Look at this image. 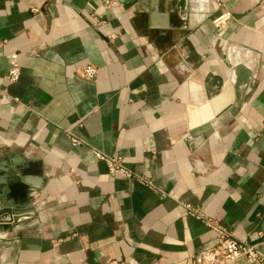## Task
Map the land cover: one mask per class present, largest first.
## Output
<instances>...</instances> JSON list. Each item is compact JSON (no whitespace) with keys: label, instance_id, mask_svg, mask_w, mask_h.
Instances as JSON below:
<instances>
[{"label":"crops","instance_id":"crops-1","mask_svg":"<svg viewBox=\"0 0 264 264\" xmlns=\"http://www.w3.org/2000/svg\"><path fill=\"white\" fill-rule=\"evenodd\" d=\"M45 1L0 0V159L40 185L0 261L197 264L215 235L186 204L264 252V0Z\"/></svg>","mask_w":264,"mask_h":264},{"label":"built area","instance_id":"built-area-1","mask_svg":"<svg viewBox=\"0 0 264 264\" xmlns=\"http://www.w3.org/2000/svg\"><path fill=\"white\" fill-rule=\"evenodd\" d=\"M105 8L115 7L119 4L118 0H102ZM21 75V67L17 54L11 55V69L7 76L9 82L18 81ZM80 77L93 80L97 75V68L94 65L83 67L79 72ZM73 145L80 143V140L71 135ZM96 157L105 161L109 166L111 175L122 173L128 177L131 176L129 169L123 163L121 157L105 155L99 151H94ZM187 212L202 220L206 226L215 235L213 244L201 251L197 264H232L240 259H246L249 264H264V252L258 245L250 244L234 238L218 221L206 217L191 205H184ZM110 264H124L121 261L114 260Z\"/></svg>","mask_w":264,"mask_h":264},{"label":"water","instance_id":"water-1","mask_svg":"<svg viewBox=\"0 0 264 264\" xmlns=\"http://www.w3.org/2000/svg\"><path fill=\"white\" fill-rule=\"evenodd\" d=\"M124 3L126 0H120ZM166 5L171 0H164ZM54 0L45 1V5L53 3ZM233 81L234 101L232 105L240 108L246 92L252 82L251 70L248 67L237 65ZM212 130V125L208 124L202 128V136L207 137ZM200 132H192L191 136L199 135ZM19 158L17 156L0 159V233L13 231L24 218L35 216L37 206L34 202L31 187L40 188L39 182H34L32 177L24 175L22 168L17 166ZM27 193V195H26ZM34 214V215H30Z\"/></svg>","mask_w":264,"mask_h":264},{"label":"clouds","instance_id":"clouds-1","mask_svg":"<svg viewBox=\"0 0 264 264\" xmlns=\"http://www.w3.org/2000/svg\"><path fill=\"white\" fill-rule=\"evenodd\" d=\"M198 8L196 9L197 12L203 13L207 10V0H197ZM0 264H3L2 261H0Z\"/></svg>","mask_w":264,"mask_h":264}]
</instances>
